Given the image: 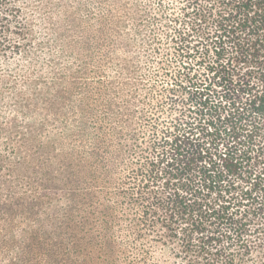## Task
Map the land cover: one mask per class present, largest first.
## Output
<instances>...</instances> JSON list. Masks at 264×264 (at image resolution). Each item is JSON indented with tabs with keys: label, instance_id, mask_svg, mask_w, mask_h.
I'll use <instances>...</instances> for the list:
<instances>
[{
	"label": "trees",
	"instance_id": "trees-1",
	"mask_svg": "<svg viewBox=\"0 0 264 264\" xmlns=\"http://www.w3.org/2000/svg\"><path fill=\"white\" fill-rule=\"evenodd\" d=\"M22 2L0 0V112L22 117L27 144L50 137L38 110L52 112L46 76L64 69L41 57L51 39ZM117 2H78L93 32L80 66L98 56L104 103L74 130L72 245L99 264H245L264 237V0H156L125 16ZM144 29L147 65L118 59Z\"/></svg>",
	"mask_w": 264,
	"mask_h": 264
},
{
	"label": "rangeland",
	"instance_id": "rangeland-1",
	"mask_svg": "<svg viewBox=\"0 0 264 264\" xmlns=\"http://www.w3.org/2000/svg\"><path fill=\"white\" fill-rule=\"evenodd\" d=\"M78 2L86 4V0L22 2L33 17L35 29L51 39L41 57H46V61L49 51L57 62V56H61L64 70L55 67L46 76L52 87V112L47 108L38 110L39 115L43 112L47 119L44 123L50 131L49 138L44 130L38 131L35 133L40 134L39 138L36 136L38 139H29L25 144L22 117L0 112V264H99V259L86 261L87 256H84L88 253L84 247L72 245L75 237L70 227L72 219L68 216L71 201L67 198L70 186L65 179L67 165L75 158L73 142L79 141L74 131L77 124L91 117L99 119L97 111L104 103L96 74L98 56L94 54L86 68L80 66L79 61L87 55L88 35L93 32L86 24L84 7L81 5L79 9ZM118 2L114 11L124 16L127 15L124 7L149 15L156 6V0ZM135 12H130L129 18H133L126 22L127 39H133L130 23L139 17ZM65 15L71 17L66 19ZM72 17L75 23L71 22ZM143 34V41L138 44L129 40L132 45L118 47V59L133 65L140 61L139 66H146L148 45L145 42L152 33L144 29ZM119 87L121 93L126 94L129 86L124 84L121 89L117 84L116 89ZM38 143L44 147L39 148ZM261 246L251 253L245 264H264V237ZM89 252L97 258L96 250ZM118 263L126 264L121 258ZM175 264L186 263L178 261Z\"/></svg>",
	"mask_w": 264,
	"mask_h": 264
}]
</instances>
